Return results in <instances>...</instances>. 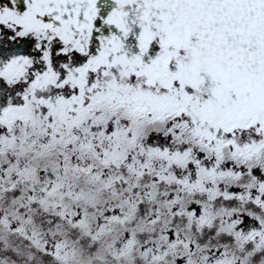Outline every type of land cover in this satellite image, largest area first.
<instances>
[{"label": "snow or ice", "instance_id": "snow-or-ice-1", "mask_svg": "<svg viewBox=\"0 0 264 264\" xmlns=\"http://www.w3.org/2000/svg\"><path fill=\"white\" fill-rule=\"evenodd\" d=\"M0 264H264V0H0Z\"/></svg>", "mask_w": 264, "mask_h": 264}]
</instances>
